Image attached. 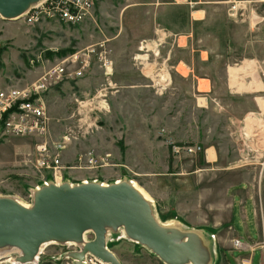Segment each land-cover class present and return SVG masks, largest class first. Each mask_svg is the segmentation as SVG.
I'll return each mask as SVG.
<instances>
[{"label": "rangeland", "instance_id": "374dc122", "mask_svg": "<svg viewBox=\"0 0 264 264\" xmlns=\"http://www.w3.org/2000/svg\"><path fill=\"white\" fill-rule=\"evenodd\" d=\"M87 49L93 50L87 66L70 60ZM235 53L238 64L256 55L264 64V0H95L76 24H28L0 15V90L27 87L52 65L66 71L44 94L48 156L59 155L60 173L36 167L38 137L4 125L0 197L31 207L36 190L58 175L74 185L127 182L149 201L160 224L176 222L167 227L184 238L185 232L203 237L200 264H235V250L243 247L234 244L231 205L235 193L250 194L260 227L252 248L262 249L264 264V151L255 169L236 175L206 160L208 148L224 162L235 154L233 145L244 148L242 156L258 153L251 136H235V97L224 91V70L235 66ZM194 75L213 83L210 97L195 88ZM191 145L201 150L188 153ZM121 229L107 245L122 264H167ZM76 249L53 242L38 263L22 264H72L67 255ZM18 256L13 251L0 264ZM259 261L258 251L254 264Z\"/></svg>", "mask_w": 264, "mask_h": 264}, {"label": "water", "instance_id": "95a60500", "mask_svg": "<svg viewBox=\"0 0 264 264\" xmlns=\"http://www.w3.org/2000/svg\"><path fill=\"white\" fill-rule=\"evenodd\" d=\"M38 1L0 0V15L16 18ZM121 228L167 264L204 261L203 237L185 232L184 238L178 229L160 224L149 201L127 182L50 183L36 190L31 207L0 197V245L19 248L23 253L21 262L32 260L45 242L82 243L84 233L92 231L94 238L85 242L81 251L70 253L79 260L77 264H83L88 252L110 264H122L107 245L108 231Z\"/></svg>", "mask_w": 264, "mask_h": 264}, {"label": "crops", "instance_id": "0c3cea01", "mask_svg": "<svg viewBox=\"0 0 264 264\" xmlns=\"http://www.w3.org/2000/svg\"><path fill=\"white\" fill-rule=\"evenodd\" d=\"M237 53H235V66H226L225 73V87L224 91L228 96L235 97V136L248 138L251 136V144L255 147L258 153H253L251 156L246 152L242 156L241 152L244 150L242 147L235 148V152L232 158L228 161H223V157L219 158L217 149L208 148L207 162L220 167L225 170H235V175L239 174L242 169H255L253 167L259 157L264 151V79L262 72L264 71L263 60L259 56H247L241 64H238ZM178 71L181 72L178 68ZM170 74V71H168ZM187 76V75H184ZM171 77L168 79L170 82ZM203 80L208 78L194 75V85L198 91L204 93L210 97V92L213 88V83H202ZM209 81V80H208ZM206 96V103L209 104ZM217 100V98H214ZM217 102V101H216ZM225 108H229V104L223 103ZM212 105V104H211ZM221 105V104H220ZM240 105V106H239ZM223 107V105H221ZM245 143V142H244ZM243 143V144H244ZM259 149V151H258ZM227 152V151H226ZM225 153V152H223ZM227 157V156H226ZM243 182L235 183V185H241ZM231 228L235 232V239H240L243 242L242 251H236L234 254L235 264H254L257 252H260L259 264H262V249L254 247L255 243L259 239L260 227L257 222V212L255 206V199L252 195H242L241 193H235L231 205ZM235 220V228H234ZM242 229V238L239 230ZM254 235L256 237H254ZM222 242L226 241L225 237H221ZM226 248V245H223Z\"/></svg>", "mask_w": 264, "mask_h": 264}, {"label": "built area", "instance_id": "2783aa9c", "mask_svg": "<svg viewBox=\"0 0 264 264\" xmlns=\"http://www.w3.org/2000/svg\"><path fill=\"white\" fill-rule=\"evenodd\" d=\"M95 5V0H39L30 5V7L17 19H22L28 24H35L41 20L46 21H63L69 24H76L85 20ZM235 12L238 10V5H233ZM93 50L73 53L70 55L72 62L83 61L84 66H87L90 61V53ZM107 63V62H106ZM65 66L56 64L50 66L44 74L29 86L24 88L11 87L6 90H0V127L4 125L15 134H23L38 137L36 142V167L39 169H47L52 167L56 175L60 173V158L58 154L53 157L48 156L49 139L48 127L49 118L46 111V103L44 94L50 88L51 84H57L62 80L65 74ZM264 79V71L262 72ZM59 148V145H56ZM180 147H176L175 151H180ZM188 153H196L201 150L199 145H191L185 147ZM50 157V158H49ZM56 181L51 180L45 182L44 185L54 183L57 185L63 184L61 176H56ZM60 182V184H58ZM84 238V244L88 242ZM68 244V243H67ZM236 248H242L243 242L240 239L234 241ZM78 251V246H76ZM264 248V245H263ZM73 259L72 264H77L78 260ZM83 264H104L98 260L95 255L86 253L83 259Z\"/></svg>", "mask_w": 264, "mask_h": 264}, {"label": "bare ground", "instance_id": "6f19581e", "mask_svg": "<svg viewBox=\"0 0 264 264\" xmlns=\"http://www.w3.org/2000/svg\"><path fill=\"white\" fill-rule=\"evenodd\" d=\"M3 17V16H2ZM18 17H16V18H13V19H17ZM58 184H60V182H58ZM61 185V184H60ZM72 185H74V184H72ZM163 226H165V227H171L172 225H177L176 224V222H174V223H172L171 222V224H169V222L168 223H161ZM174 227H177V226H174ZM121 232L123 233L124 232V229H121ZM87 233V232H86ZM85 233V234H86ZM112 236H113V233H112V231H108V234H107V240L108 239H110V238H112ZM85 239H86V236H85ZM87 240V239H86ZM84 242V241H83ZM50 243H53L52 241L51 242H45V243H43L41 246H40V250H39V252L35 255V256H33V258H32V260H30V261H28V262H33V263H38L39 262V260H40V254L43 252V250H44V248L48 245V244H50ZM66 243H68V244H71V245H75V246H78V252L79 251H81L82 249H83V247H84V244H79V243H76V242H66ZM109 248V247H108ZM13 251H15V252H18L19 253V256H18V258H8V259H6L5 261L6 262H10V263H12V264H18V263H20V264H22V263H24V262H21V260H20V257L23 255V253H22V251L19 249V248H17V247H15V246H11V245H0V258H2V257H5L6 255H8L9 256V254L11 253V252H13ZM71 256V255H70ZM72 257V256H71ZM98 260H100V261H102L104 264H110V263H108V262H105V261H103V260H101V259H99L98 257H96ZM78 260V259H77ZM78 262H79V260H78Z\"/></svg>", "mask_w": 264, "mask_h": 264}]
</instances>
